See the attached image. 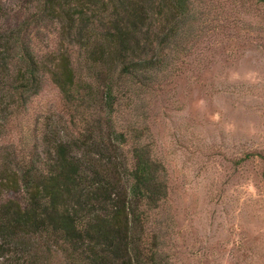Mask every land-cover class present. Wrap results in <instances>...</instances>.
I'll return each instance as SVG.
<instances>
[{"label":"trees","instance_id":"16d2710c","mask_svg":"<svg viewBox=\"0 0 264 264\" xmlns=\"http://www.w3.org/2000/svg\"><path fill=\"white\" fill-rule=\"evenodd\" d=\"M193 4L30 0L9 24L0 0V264H169L156 220L164 168L122 117L169 66L182 71L174 65L189 50ZM43 26L53 45L37 56L32 31ZM44 77L61 113L24 148L10 133ZM244 158L264 170V150Z\"/></svg>","mask_w":264,"mask_h":264},{"label":"rangeland","instance_id":"374dc122","mask_svg":"<svg viewBox=\"0 0 264 264\" xmlns=\"http://www.w3.org/2000/svg\"><path fill=\"white\" fill-rule=\"evenodd\" d=\"M29 2L3 0V22L20 20ZM193 11L189 50L174 65L182 71L173 76L169 66L122 118L136 121L164 168L156 220L169 264H264V170L244 158L264 150V6L194 0ZM52 32L32 31L37 56L52 48ZM59 113L58 91L44 77L11 139L28 148L31 130Z\"/></svg>","mask_w":264,"mask_h":264}]
</instances>
